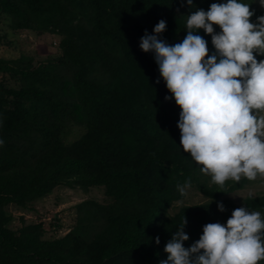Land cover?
<instances>
[{"label": "trees", "instance_id": "trees-1", "mask_svg": "<svg viewBox=\"0 0 264 264\" xmlns=\"http://www.w3.org/2000/svg\"><path fill=\"white\" fill-rule=\"evenodd\" d=\"M181 6V0H0L9 32L52 34L59 51L38 63L30 55L0 57V264H159L183 215L185 248L236 208L264 217V194L240 204L224 197L253 180L205 185L201 166L180 147V109L154 53L140 50L141 37L160 20L166 29L158 39L182 42ZM252 11L253 23L264 16V8ZM198 34L212 55L211 36ZM72 126L82 133L65 142ZM189 179L206 201L168 215L183 198L177 186ZM61 186L100 189L104 200L75 204L73 226L52 240L43 239L41 222L20 217L16 229L9 227V207L29 212Z\"/></svg>", "mask_w": 264, "mask_h": 264}, {"label": "clouds", "instance_id": "clouds-1", "mask_svg": "<svg viewBox=\"0 0 264 264\" xmlns=\"http://www.w3.org/2000/svg\"><path fill=\"white\" fill-rule=\"evenodd\" d=\"M186 3L192 7V0ZM260 5L264 7V0ZM253 15L242 0L212 3L207 11L198 9L187 16L182 42L170 46L158 39L166 29V21L160 20L153 34L145 32L139 43L142 52L154 53L160 79L180 109L177 128L183 153L221 188L229 180L264 177V60L256 59L264 55V16L253 23ZM200 29L211 36L212 55L198 34ZM177 187L184 194L191 187L190 179ZM217 209L225 211L222 203ZM186 223L183 215L164 247L167 260L159 264L264 261V217L259 211L236 208L225 224H206L188 248L184 247L189 240ZM155 243H160L158 236Z\"/></svg>", "mask_w": 264, "mask_h": 264}, {"label": "rangeland", "instance_id": "rangeland-1", "mask_svg": "<svg viewBox=\"0 0 264 264\" xmlns=\"http://www.w3.org/2000/svg\"><path fill=\"white\" fill-rule=\"evenodd\" d=\"M183 6L179 8L178 14L182 15L185 20L198 9L207 11L212 3H226L227 0H192L190 8L186 0H181ZM248 3L250 9L258 10L261 7L260 0H242ZM183 18V19H184ZM7 33H11L6 36ZM0 57L15 58L18 55H30L33 63H38L45 58H55L58 55V38L52 34L34 35L30 32L18 31L9 32L4 24L0 21ZM12 35V36H11ZM264 60V55H258ZM82 133V129L77 126L70 127L65 142H71ZM205 185L212 184L211 177L204 176ZM264 194V177L258 176L256 180L245 185L242 189L225 194L224 197L230 199L235 204H240L245 197ZM91 199L96 202H102L100 189H89L86 193L78 189H69L66 187H57L50 195L35 202L29 212L19 211L9 207L8 211L13 220L9 224L11 229H16L19 224V218L22 217L24 223H42L44 230L43 239L52 240L64 235L74 223L73 206L82 200ZM206 201V198L196 191L193 187L187 188L180 201L172 203L167 211L172 215L182 205L200 204Z\"/></svg>", "mask_w": 264, "mask_h": 264}]
</instances>
